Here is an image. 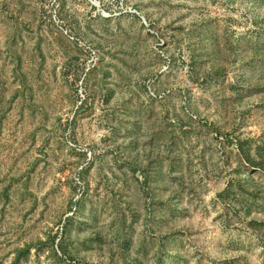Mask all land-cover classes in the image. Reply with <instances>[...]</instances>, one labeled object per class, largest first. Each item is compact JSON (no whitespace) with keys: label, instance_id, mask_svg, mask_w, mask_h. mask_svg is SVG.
<instances>
[{"label":"rangeland","instance_id":"374dc122","mask_svg":"<svg viewBox=\"0 0 264 264\" xmlns=\"http://www.w3.org/2000/svg\"><path fill=\"white\" fill-rule=\"evenodd\" d=\"M251 218L264 0H0V264H264Z\"/></svg>","mask_w":264,"mask_h":264},{"label":"trees","instance_id":"16d2710c","mask_svg":"<svg viewBox=\"0 0 264 264\" xmlns=\"http://www.w3.org/2000/svg\"><path fill=\"white\" fill-rule=\"evenodd\" d=\"M238 148H239V152L241 153V155L244 156V160L245 162L250 166V167H255V168H260V165L259 163H255L253 162L250 157L248 155H244V151L242 149V145L241 143L239 142V145H238ZM238 187V185H237ZM229 191H232L231 189H227L225 192H229ZM247 225L249 226L250 229L252 230H255L257 231V233H260L261 236H262V247L264 249V221H260L258 219H254V218H251L250 220L247 221ZM174 239H176V237H169V240L173 241ZM158 256H157V264H166V259H164L161 255H165V251H163V249L159 248L158 249ZM227 264H233L232 262H228Z\"/></svg>","mask_w":264,"mask_h":264}]
</instances>
